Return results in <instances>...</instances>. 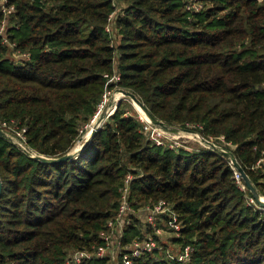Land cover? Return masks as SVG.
Listing matches in <instances>:
<instances>
[{"label":"trees","instance_id":"1","mask_svg":"<svg viewBox=\"0 0 264 264\" xmlns=\"http://www.w3.org/2000/svg\"><path fill=\"white\" fill-rule=\"evenodd\" d=\"M5 3L14 10L5 17L0 5V123L24 129L30 150L71 151L121 87L164 122L226 144L264 197V0ZM123 103L61 162L0 136V264H67L105 245L129 174L132 207L168 202L181 224L172 241L190 247L185 260L154 250L130 264H264V207L225 156L152 142ZM137 230L126 226L123 243Z\"/></svg>","mask_w":264,"mask_h":264},{"label":"rangeland","instance_id":"2","mask_svg":"<svg viewBox=\"0 0 264 264\" xmlns=\"http://www.w3.org/2000/svg\"><path fill=\"white\" fill-rule=\"evenodd\" d=\"M196 5L199 7L200 3H197ZM12 52H13L12 54L13 58L21 57V55L17 54L16 51L15 52L12 51ZM116 89L117 88L107 91V93L105 94L104 100L102 104L98 107L97 112L94 115V117L90 120L88 124L82 123L81 132H80L81 135L70 152H74V153L77 152V150L86 141L87 137L88 138L91 137L92 133H95L100 127H102L106 122L110 120V116L116 110L117 101L124 102L123 103L124 108H126L128 114H134L138 118L141 115V113L145 114V112L137 105V103H135L132 99L121 95L119 92H117ZM193 127H194L193 124H188L186 127H182L181 125L177 123H174V124L166 123V131L168 132V136L170 137V139L177 142L175 144L177 147L176 149L182 148L189 152L195 151L196 149L198 150L199 149H212L215 151H219L222 153V155L225 156L229 164H231L233 168L237 171V169L233 165L231 157L228 156L224 152V151H232V150L230 148L228 149V146L224 144L223 142H219L214 139H210V141L214 144V146L211 145L209 142H206L205 140H203L204 137L201 135V133L198 132L197 130H194ZM0 128L6 131L7 134L11 136L12 140L17 145H19V147L23 149L28 155L38 154L34 152L33 150H30L28 146L23 142V139L19 137V135H15L11 131L4 129L2 127ZM238 179L241 184V187L246 188L247 186L244 184V182H241L239 176H238ZM260 197L262 200H264V197L262 196ZM131 211H132L133 223H135V225L139 227V230H137L136 232V235H138V237L143 236L142 238H145L147 236L154 235L155 233L154 231L152 232L151 229H152V225L154 223H157L160 227V232L157 233V235L153 236L156 238L157 244H166L167 249L170 252H172L173 254H180L181 249H182L181 245L179 243L172 241V238L178 235L177 231L173 229V227L168 221L161 219L158 216V214L154 210H152V208H148L147 206L133 208ZM151 219H153V224L150 223ZM120 233L121 232L112 234L109 239L108 246L104 247L102 250V254L104 256L109 257L108 264H119V260H120L119 252L122 247L121 245H119ZM94 253L98 254L97 251H95Z\"/></svg>","mask_w":264,"mask_h":264},{"label":"built area","instance_id":"3","mask_svg":"<svg viewBox=\"0 0 264 264\" xmlns=\"http://www.w3.org/2000/svg\"><path fill=\"white\" fill-rule=\"evenodd\" d=\"M0 1H1L0 5L2 11L6 17L9 13H11L14 10V6L13 5L7 6V4L5 3L7 2V0H0ZM189 6L196 7L197 5L196 3H194L193 5H189ZM6 23L7 20L4 19L0 26L1 31L5 29ZM107 29L108 30L111 29V26H107ZM5 40L6 42H8L6 38ZM117 78L118 76L116 74L110 80ZM103 100L100 102L98 107L102 104ZM139 118L142 120L143 123L142 131L147 135V137L152 142L159 145L168 146L174 149L177 148L175 145L177 142L170 139L165 127H162L158 124H154L144 113H141ZM0 127L11 131L15 135H19V137H21L23 139V142L26 144L24 129L13 127L5 122L0 123ZM235 174L237 178L238 176L240 177V173L236 170H235ZM131 179H132V175L131 174L127 175L125 179V187L123 189V194L120 200V207L117 212V215L115 216V220L108 222L109 229L105 231H101L100 233L103 239L105 240V245H100L98 246V248H94L92 250H88V249L76 250L67 257V264H77L92 257L104 256L102 254L103 248L108 246L111 235L118 232H121L119 245H121L122 247L119 252L120 254L119 257L121 258L122 264H130L134 257H140L143 254L153 252L154 250H159V252L163 253L166 257L175 258L178 260H185L188 258L190 252V247L188 246H185L184 249H181L180 254H173L167 249V245L157 244L156 238L153 236L157 235V233L160 232V227L157 223L153 224V219H151L150 223L153 224L152 232L154 231L155 233L154 235L147 236L145 238H134L128 244L123 243L124 229L126 226L133 223V217L131 211L133 207L131 205V200H130L131 190L129 187V183ZM250 200L254 202L253 198H251ZM144 206H147L148 208H152V210H154L161 219L168 221L171 224L173 229L177 231V234L179 233L181 224L178 213L172 208V206L168 202L164 200H160L159 203H156L153 206L150 205H144ZM164 247H166V249H164ZM95 251H97L98 254H95L94 253Z\"/></svg>","mask_w":264,"mask_h":264},{"label":"water","instance_id":"4","mask_svg":"<svg viewBox=\"0 0 264 264\" xmlns=\"http://www.w3.org/2000/svg\"><path fill=\"white\" fill-rule=\"evenodd\" d=\"M117 92H121L123 94V96H126L127 98L132 99L135 103H137V105L145 112L146 116L154 123V124H158L162 127L166 128V122H164L163 120L157 118L156 116H154V114L148 109V107L144 104V102L141 101V99L137 96V94L129 89H125V88H117L116 89ZM119 101H117L116 107L118 105ZM0 136L9 139L10 141H12L13 143H15L11 136L9 134H7L6 131H4L3 129L0 128ZM93 136V133L91 135V137H87L86 141L83 143V145L78 149L79 151L91 140ZM203 140H205L206 142H209L211 145L214 146V144L209 140L204 138ZM77 152H68L65 153L59 157H47L45 155L42 154H33L31 156L40 159L42 161L45 162H49V163H57V162H61L70 158H73L74 156H76L78 154ZM224 151V150H223ZM228 156L231 157L233 165L235 166V168L237 169V171L240 173V177H242L245 181V185L254 193L255 198L258 200L259 204L261 206L264 207V200L261 199L260 195L258 194V192L256 191V187L255 185L252 183V181L250 180V178L248 177L247 173L245 172L244 168L242 167V165L239 163L238 159L236 158L235 154L232 151H224ZM2 189H3V183L2 180L0 179V196L2 193Z\"/></svg>","mask_w":264,"mask_h":264},{"label":"bare ground","instance_id":"5","mask_svg":"<svg viewBox=\"0 0 264 264\" xmlns=\"http://www.w3.org/2000/svg\"><path fill=\"white\" fill-rule=\"evenodd\" d=\"M121 95H123L121 92H119Z\"/></svg>","mask_w":264,"mask_h":264}]
</instances>
